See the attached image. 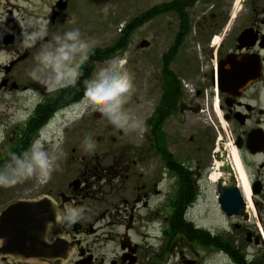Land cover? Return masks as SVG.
I'll return each instance as SVG.
<instances>
[{
  "label": "flooded vegetation",
  "instance_id": "flooded-vegetation-1",
  "mask_svg": "<svg viewBox=\"0 0 264 264\" xmlns=\"http://www.w3.org/2000/svg\"><path fill=\"white\" fill-rule=\"evenodd\" d=\"M74 2L0 0V215L19 201L50 199L72 246L64 264H164L172 255L201 264L197 248L204 264H264V0H143L120 31L118 54L117 43L67 39ZM138 28L142 112L132 94L129 111L109 110L107 126L92 130L95 141L70 145L83 121L101 119L98 67L121 55ZM115 115L124 121L114 125ZM194 119L214 127L217 141L206 133L200 147L190 138L195 149L182 150L181 129ZM57 121L62 140L41 181L38 151L53 148L44 136ZM233 151L251 194L250 210L242 196L247 218L220 212V233L187 221L188 237L180 235L179 205L212 170L214 154H225L242 195ZM183 190L191 195L179 200ZM180 244L191 257L175 253Z\"/></svg>",
  "mask_w": 264,
  "mask_h": 264
},
{
  "label": "rangeland",
  "instance_id": "rangeland-1",
  "mask_svg": "<svg viewBox=\"0 0 264 264\" xmlns=\"http://www.w3.org/2000/svg\"><path fill=\"white\" fill-rule=\"evenodd\" d=\"M143 8V0H75L73 7L70 9L71 12L68 13V20L66 21L65 28L68 33H78L75 39H67L72 42H78L79 44L84 43V46H92L104 48L105 46L116 44L119 42L120 31L127 22L128 19L138 17ZM63 35V34H62ZM142 30L138 28L131 36L128 37L126 43L127 49L121 54L113 58L111 61L106 62L98 67V79L100 81L98 88V97H91L94 99V105H97L98 113H100L101 119L98 120L95 118H89L88 121L83 124L82 135L77 139V135L73 134L71 136L70 145L76 144H86L90 142L91 138L93 141L96 140L98 134L94 128H104L107 122H109L111 115L109 110L113 111H123L126 113L128 102L130 96L136 98V101L140 102L137 105L136 112L140 114L142 112L141 104V92H140V71H141V52L138 48L142 40ZM82 41L80 43L79 41ZM119 52L116 51V54ZM127 74L129 77L130 87L127 91L118 94L115 97H109L107 93L111 90L110 85L112 81L120 76ZM101 85L104 87L101 89ZM132 93H131V92ZM98 98V99H97ZM86 104V103H85ZM82 104L77 111L73 114H68L67 117L69 121L72 120L74 114L79 115L82 112H85V108L89 106ZM129 111V110H128ZM96 113H93L94 116ZM87 117V116H86ZM114 117H117L116 115ZM123 119L118 117L111 121L114 125H119L120 122H123ZM140 121V120H139ZM58 122L56 125L49 126L46 130V138H50L52 141V149H42L39 152V157L41 158V164H37L35 167V178L37 179L41 175V181L45 179L49 174L50 170V160L53 156L57 155V149L60 146L62 140V129L58 127ZM57 127V128H56ZM217 131L220 132L217 128ZM211 133L214 136V143L217 141L215 134L216 130L212 126H207L203 123L202 120L194 119L189 123V128L186 126L184 129H181L180 137L184 141L182 145V150L190 149L194 150L196 147L203 143L204 134ZM76 137V138H74ZM112 137L109 136L108 138ZM190 138L195 139V142L190 143ZM77 139V140H76ZM187 142V143H186ZM104 144H101L100 147H103ZM217 145L212 146V150L217 148ZM95 146L92 148V150ZM47 150V151H46ZM94 151V150H93ZM55 152V153H53ZM65 153V150H64ZM63 153V156H64ZM70 154V149L66 152L65 155ZM212 155V153H211ZM44 161V162H43ZM210 171L204 175L200 181H198L196 196L193 204L187 209L185 219L188 222L194 223L198 228L203 230H210L211 232L220 233L224 230L225 222L221 217V213L216 204V189L215 184L209 183L208 176ZM60 177V176H59ZM165 182L164 189L168 190L172 181ZM21 189V188H20ZM252 211V210H251ZM252 218V215H251ZM252 251V249H249ZM182 252L187 258L189 256L188 249L185 245L180 244L177 246L175 253ZM197 254L200 256L199 260L204 264V257L206 256L204 252L197 248ZM179 256H169L164 264H179ZM206 264L207 261H205ZM214 263V262H213ZM212 263V264H213Z\"/></svg>",
  "mask_w": 264,
  "mask_h": 264
},
{
  "label": "water",
  "instance_id": "water-1",
  "mask_svg": "<svg viewBox=\"0 0 264 264\" xmlns=\"http://www.w3.org/2000/svg\"><path fill=\"white\" fill-rule=\"evenodd\" d=\"M220 163L215 183L216 204L227 218L246 219L245 203L224 153L213 155ZM58 210L45 197L19 201L0 215V259L11 264H64L72 246L61 233Z\"/></svg>",
  "mask_w": 264,
  "mask_h": 264
},
{
  "label": "bare ground",
  "instance_id": "bare-ground-1",
  "mask_svg": "<svg viewBox=\"0 0 264 264\" xmlns=\"http://www.w3.org/2000/svg\"><path fill=\"white\" fill-rule=\"evenodd\" d=\"M230 157H231L232 166H233L234 171L236 173L238 185H239V188L241 190L242 196L244 197L245 201H247V204H248L247 209L250 210L252 207L251 200H250L251 194H250V190H249V186L247 184L246 178L240 169V166H239V163H238V160H237V157H236L234 151L231 153V156H228V159ZM218 166H220V163H217V162H214L212 165V170L210 171V174H209L208 179H207L209 181V183H211V184H215L216 181L218 180V178L220 177V175L217 171Z\"/></svg>",
  "mask_w": 264,
  "mask_h": 264
},
{
  "label": "trees",
  "instance_id": "trees-1",
  "mask_svg": "<svg viewBox=\"0 0 264 264\" xmlns=\"http://www.w3.org/2000/svg\"><path fill=\"white\" fill-rule=\"evenodd\" d=\"M123 35V33H122ZM121 35V36H122ZM120 42L117 43V46L116 47V51L117 50H120V46L119 45H122L125 41V37H121L119 39ZM103 51H100V53H102ZM102 59V57L100 58ZM102 61V60H101ZM185 193L187 195H185ZM191 195V193L189 194L188 192H185V190L182 191V195H180V198L179 200H183L185 196H188ZM195 196H196V193H194L192 195V197L190 196V200L185 202V203H181L179 205V212L177 214V216L175 217L176 218V224L175 226H173V228H176V230L178 231V233L180 235H183L185 237H188V230H189V223L185 220V214H186V210L188 209V207L193 203L194 199H195Z\"/></svg>",
  "mask_w": 264,
  "mask_h": 264
},
{
  "label": "clouds",
  "instance_id": "clouds-1",
  "mask_svg": "<svg viewBox=\"0 0 264 264\" xmlns=\"http://www.w3.org/2000/svg\"><path fill=\"white\" fill-rule=\"evenodd\" d=\"M76 36H78V33H68L67 34L68 39H75ZM129 86H130V83H129V77L127 76V74L117 77L112 81L110 85L111 90L107 93V95L109 97H115L118 94L127 91ZM103 87L104 85H101V89Z\"/></svg>",
  "mask_w": 264,
  "mask_h": 264
}]
</instances>
